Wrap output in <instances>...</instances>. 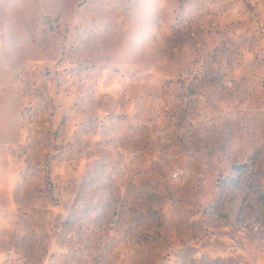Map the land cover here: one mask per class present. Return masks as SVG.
Returning <instances> with one entry per match:
<instances>
[{"label":"rangeland","instance_id":"374dc122","mask_svg":"<svg viewBox=\"0 0 264 264\" xmlns=\"http://www.w3.org/2000/svg\"><path fill=\"white\" fill-rule=\"evenodd\" d=\"M0 264H264V0H0Z\"/></svg>","mask_w":264,"mask_h":264}]
</instances>
